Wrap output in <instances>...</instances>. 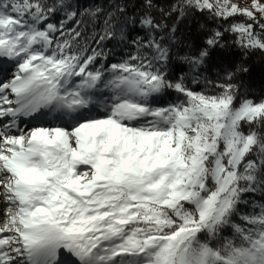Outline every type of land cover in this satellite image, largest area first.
<instances>
[{
    "label": "snow or ice",
    "instance_id": "1",
    "mask_svg": "<svg viewBox=\"0 0 264 264\" xmlns=\"http://www.w3.org/2000/svg\"><path fill=\"white\" fill-rule=\"evenodd\" d=\"M143 6L0 0V264H264V98L204 75L226 34L264 52V0ZM195 13L228 26L176 76Z\"/></svg>",
    "mask_w": 264,
    "mask_h": 264
},
{
    "label": "trees",
    "instance_id": "2",
    "mask_svg": "<svg viewBox=\"0 0 264 264\" xmlns=\"http://www.w3.org/2000/svg\"><path fill=\"white\" fill-rule=\"evenodd\" d=\"M81 4L92 3L94 0H79ZM100 2V0H95ZM107 3V0H103ZM136 7L134 11L138 16L142 15L146 9L143 6V0H132ZM173 0H153L156 7L151 9L152 16L161 21L166 19L169 26L176 23V17L165 18L160 12V8L167 10ZM203 26V27H202ZM228 25L223 21H216L211 18L207 13H195L188 16L186 19L178 24L177 35L181 40L179 46L173 50V60L171 63L172 71L174 75H180L181 71L188 73V66L182 64L178 59V55L194 54L204 45L205 39L211 34L212 30L220 27L221 30ZM91 24L88 25L89 31L91 30ZM139 34L143 35L139 29L131 32V36ZM234 37L230 34L225 35L227 41V47L224 49L217 48L213 50L212 56L206 65V71L204 75L208 76L212 80H222L225 72L230 69H235L239 64H243L249 68V72L239 77L244 82L247 95L255 100L264 98V52H254L245 56L243 51L239 49L234 43ZM108 48H115L116 56L110 57L111 62H115L121 55L125 54L130 49H125L123 45H117L115 40H109L106 42ZM197 91L203 89V85H192ZM175 94V93H173ZM171 96V94H169ZM176 95V94H175Z\"/></svg>",
    "mask_w": 264,
    "mask_h": 264
},
{
    "label": "rangeland",
    "instance_id": "3",
    "mask_svg": "<svg viewBox=\"0 0 264 264\" xmlns=\"http://www.w3.org/2000/svg\"><path fill=\"white\" fill-rule=\"evenodd\" d=\"M235 3H240L242 6H247L248 0H233ZM171 96L169 95L168 99L173 100L176 98V95L173 93H170Z\"/></svg>",
    "mask_w": 264,
    "mask_h": 264
},
{
    "label": "bare ground",
    "instance_id": "4",
    "mask_svg": "<svg viewBox=\"0 0 264 264\" xmlns=\"http://www.w3.org/2000/svg\"><path fill=\"white\" fill-rule=\"evenodd\" d=\"M63 251V250H62Z\"/></svg>",
    "mask_w": 264,
    "mask_h": 264
}]
</instances>
